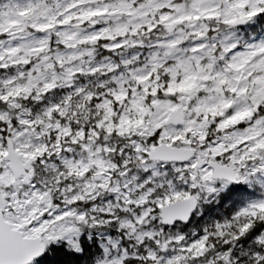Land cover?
<instances>
[{"label": "snow or ice", "instance_id": "obj_1", "mask_svg": "<svg viewBox=\"0 0 264 264\" xmlns=\"http://www.w3.org/2000/svg\"><path fill=\"white\" fill-rule=\"evenodd\" d=\"M0 264H264V0H0Z\"/></svg>", "mask_w": 264, "mask_h": 264}]
</instances>
